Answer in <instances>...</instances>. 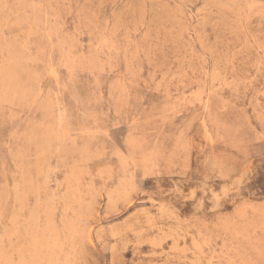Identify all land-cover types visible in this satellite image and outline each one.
Segmentation results:
<instances>
[{
	"label": "rangeland",
	"instance_id": "374dc122",
	"mask_svg": "<svg viewBox=\"0 0 264 264\" xmlns=\"http://www.w3.org/2000/svg\"><path fill=\"white\" fill-rule=\"evenodd\" d=\"M0 264H264V0H0Z\"/></svg>",
	"mask_w": 264,
	"mask_h": 264
}]
</instances>
